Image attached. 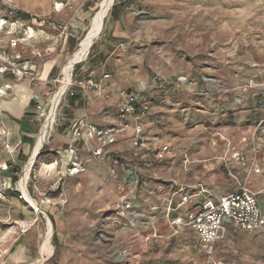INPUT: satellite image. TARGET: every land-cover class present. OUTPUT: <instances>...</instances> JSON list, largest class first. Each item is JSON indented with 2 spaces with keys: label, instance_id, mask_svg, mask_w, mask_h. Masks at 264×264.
I'll return each instance as SVG.
<instances>
[{
  "label": "rangeland",
  "instance_id": "1",
  "mask_svg": "<svg viewBox=\"0 0 264 264\" xmlns=\"http://www.w3.org/2000/svg\"><path fill=\"white\" fill-rule=\"evenodd\" d=\"M101 1H93L83 29L67 44V61L52 79L55 92L56 80L91 35ZM165 1L141 0L129 38L106 52L105 72L112 79L119 76L117 87L112 79L104 80L103 95L119 98V119L104 126L115 129L116 142L103 149L110 156L90 153L98 161L92 164L79 152L77 172H71L73 161L65 162L57 176L42 182L37 169L49 144L34 163L23 160L17 172L0 166V264L13 254L36 260L42 253L49 258L46 264H204L196 233L190 228L177 233L172 226L174 215L183 211L170 213L168 201L179 199V189L201 185L219 198L246 185L258 193L264 211V0ZM90 2L0 0V20L7 22L0 30V51L20 54L34 66L42 63L60 50ZM111 9L88 56L71 66L77 87L80 67L109 36ZM39 27L48 39L38 36ZM60 27L68 28L66 36ZM11 40L17 42L14 49ZM36 54L43 58L36 60ZM124 93L127 101L137 97L147 110L121 115ZM137 125L145 135L140 147L134 146ZM102 164L105 174L99 181L89 185L91 174L83 181L78 175L90 165L98 172ZM24 186L32 203L24 197ZM123 200L134 209L125 216L118 210ZM156 234L157 241L152 239ZM214 263L264 264V229L230 228L216 246Z\"/></svg>",
  "mask_w": 264,
  "mask_h": 264
},
{
  "label": "crops",
  "instance_id": "2",
  "mask_svg": "<svg viewBox=\"0 0 264 264\" xmlns=\"http://www.w3.org/2000/svg\"><path fill=\"white\" fill-rule=\"evenodd\" d=\"M88 1H91V4L88 5L87 10L82 11L83 14H85L83 18L82 15H80L82 20L78 17V22L77 20L74 21L72 25L74 28L69 35L70 37L67 36L61 42L62 44L60 43L59 47L63 49L60 48L56 55L33 66V71L29 76L8 73L0 77V166H6L5 168L8 167L12 172H17L24 167L23 160H32L35 156L38 144L41 142L40 140L37 141L40 127L38 122L41 123L38 114V106H44L55 93V86L52 79L67 61V44L70 46L69 41H73L77 38V34L83 29V24L86 22L88 10H93L92 6L95 5V2H93L95 0ZM104 1L105 0H102L100 2L99 9L94 15L89 28V30H94L95 33L96 31L98 32L97 37H99L103 31L104 20L115 0L111 1L105 10L104 17H102L100 22L96 23L98 14L104 11L105 5L109 0H106L105 4ZM140 1L141 0H119L113 5L109 17V36H104L89 59H87L85 64L79 69L81 71V78L78 82L91 78L98 87L82 90L79 86L77 87V85H74L71 89L74 95L71 96L68 94L63 98V105L59 111L58 131L48 143L49 145L47 144L48 146H46V150L44 151L45 156L42 157V153L40 155V163L37 169V179L39 182L46 179L50 180L57 176L65 162H67V164L71 163V161L76 162L77 167L81 168L82 162L79 161L77 155L79 152L81 158H88V161L92 164L98 163V161L89 157L90 153L94 155L95 149H97L99 145L96 138H91L89 136V126H111V123L119 119L117 111L119 98L117 96L107 97L103 95V89L108 86V83L104 82V80L112 79L110 73L105 72L107 62L106 52L115 42L119 43L129 38V32L134 22L132 17L136 9L140 8ZM165 2H168V0ZM16 24L22 25L23 23L21 21H16ZM31 31L34 33L33 29H31ZM36 32L42 39H48L47 37H49L46 29L43 27H39ZM47 41L50 46H55L57 44V42H53L54 40ZM3 43L4 41L0 40V49L3 47L1 45ZM86 53H83L76 62L84 60L88 56ZM70 70L72 71V68L68 63L63 69V76L66 74L70 75ZM100 73L102 75H100ZM102 76L104 79H102ZM118 78L119 76L110 81L114 87L118 86ZM132 83L136 86L139 84L136 82V79ZM76 129H80L81 136L79 141L75 142L76 144L74 145V130ZM73 145L76 147V154H71L70 149ZM121 145L122 144H118L117 147L120 148ZM105 147L106 146H104L103 149ZM41 148L42 144L35 159L38 157ZM106 153L107 151H103L102 156H104V158L110 156V154ZM241 161H244V158ZM90 166L87 170L84 169L83 172L78 174L84 177L82 181L87 174H91L88 178L89 185L95 180L99 181L98 177H102V175L105 174L106 168V166L102 164L99 166V169H97V172L90 170ZM230 176L234 177L232 172ZM196 186L197 185L192 186L186 190L191 193H196V191H198ZM110 189H114L113 185L110 186ZM256 194L258 195V193ZM259 203L263 211L260 199Z\"/></svg>",
  "mask_w": 264,
  "mask_h": 264
},
{
  "label": "built area",
  "instance_id": "3",
  "mask_svg": "<svg viewBox=\"0 0 264 264\" xmlns=\"http://www.w3.org/2000/svg\"><path fill=\"white\" fill-rule=\"evenodd\" d=\"M5 22V20H0V30L6 26ZM60 29L62 35L66 36L68 28L60 27ZM16 47V40H11L10 48L14 49ZM40 58H43L41 54L35 55L36 60ZM34 63L35 61L33 60H24L20 54H10L6 49L1 50L0 77L8 73L29 76L33 71ZM63 78L64 76L60 80H56L59 83V87L46 104L38 106V114L42 123L38 140H43L42 148L50 142L54 132L57 130L56 128L59 127L58 112L63 98L68 94L74 95L73 91H71L74 86L71 79L65 82ZM78 84L82 90L97 88V84L91 78L85 81L82 80ZM121 96L119 105V113L121 115H135L147 110V107L143 106L137 97L133 96L127 101V94L124 93ZM88 133L91 138H96L100 142V147L94 152L95 156L103 153L105 145L116 142L115 129L91 125ZM135 134L134 146H144L145 135L143 127L137 125ZM80 136V129L74 130V145L76 144L75 142L79 141ZM74 145L71 146V154L75 153L76 147ZM72 165L71 172H77V163L73 162ZM196 189L199 192L193 194L184 188L179 189L176 192V195H179V199L168 201L170 203L169 212H175L179 209L183 211L182 214H173L172 226L177 233L186 228H190L196 233V246L205 255L204 264H215L216 246L230 228H236L248 233L264 229V213L260 207L258 195L246 185H240L232 192L219 198H214L207 194L205 188L201 185L196 186ZM118 210L125 216L134 209L126 200H123L118 205ZM37 211L41 212L39 208ZM158 237L159 234H156L152 239L157 241Z\"/></svg>",
  "mask_w": 264,
  "mask_h": 264
},
{
  "label": "bare ground",
  "instance_id": "4",
  "mask_svg": "<svg viewBox=\"0 0 264 264\" xmlns=\"http://www.w3.org/2000/svg\"><path fill=\"white\" fill-rule=\"evenodd\" d=\"M111 1H112V0L107 1V4L105 5L104 11L98 14V16H97V18H96V23L100 22V20L102 19V17H104L103 15H104V13H105V10L107 9V7H108L109 4L111 3ZM5 24H7V22H5ZM93 28H94V27H93ZM94 35H95V31L92 30L91 35H90V36L88 37V39L84 42L82 48L79 50V52L75 53V55L73 56V58H72L71 61L69 62L70 67L73 66L74 63L79 59V55H80V54L85 53V52L87 51V49H89V47H90V45H91L92 38L94 37ZM72 69H73V68H72ZM68 71H69V70H68ZM70 71H71V70H70ZM70 78H71V72H70V75H67V74H66V75L64 76L63 81L65 80V82H68V81L70 80ZM40 141H41V142L38 144V148L36 149L35 156H36V154L38 153V150H39V148H40V146H41L43 140H40ZM35 156H34V158L30 161V164H32V163L34 162ZM28 165H29V164H28ZM28 165H27V166H28ZM29 171H30V167L27 169V172H29ZM27 174H28V173H27ZM23 191H24V197L26 198V200H27L28 202L32 203L33 200H32V198H31L30 194L28 193L26 186L23 187ZM134 192H135V189H132V190H131V194H133ZM122 196H123V195L121 194L120 197H122ZM61 218H62V217H61ZM62 222H63V221H62ZM59 223H60V222H59ZM63 223H64V222H63ZM64 227H65V225H64ZM165 228L168 230V229L170 228V226L168 225V227L166 226ZM48 246H49V249H50V240H49V242H48Z\"/></svg>",
  "mask_w": 264,
  "mask_h": 264
},
{
  "label": "water",
  "instance_id": "5",
  "mask_svg": "<svg viewBox=\"0 0 264 264\" xmlns=\"http://www.w3.org/2000/svg\"><path fill=\"white\" fill-rule=\"evenodd\" d=\"M92 46H93V44H92ZM42 255L43 256L40 259L24 260L21 258L20 254H15V255L13 254L3 264H46V262L49 260V258H45L44 253H42Z\"/></svg>",
  "mask_w": 264,
  "mask_h": 264
}]
</instances>
